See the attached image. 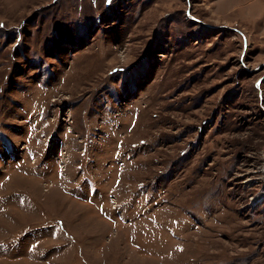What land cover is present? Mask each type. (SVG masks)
Instances as JSON below:
<instances>
[{"label":"rangeland","instance_id":"obj_1","mask_svg":"<svg viewBox=\"0 0 264 264\" xmlns=\"http://www.w3.org/2000/svg\"><path fill=\"white\" fill-rule=\"evenodd\" d=\"M0 264H264V0H0Z\"/></svg>","mask_w":264,"mask_h":264}]
</instances>
